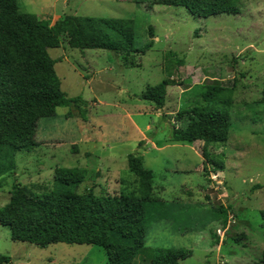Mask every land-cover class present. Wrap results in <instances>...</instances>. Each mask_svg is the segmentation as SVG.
Returning <instances> with one entry per match:
<instances>
[{"label":"rangeland","instance_id":"374dc122","mask_svg":"<svg viewBox=\"0 0 264 264\" xmlns=\"http://www.w3.org/2000/svg\"><path fill=\"white\" fill-rule=\"evenodd\" d=\"M139 1L17 0L22 12L51 25L64 15L132 19L135 46L148 43L149 32L153 46L135 55L134 68L123 67L110 50L65 45L48 50L61 91L85 104L57 108L54 117L39 119L38 146L15 156L14 174L0 188V207L15 183L27 194L50 193L56 167L86 171L84 181L68 191L73 194H137L139 184L127 167V155L137 153L151 171L152 193L163 202L165 218L147 223L133 264H149L154 248L189 251L178 264H263L264 0H236L238 14L206 19L180 7ZM169 53L181 62L169 63ZM165 70L180 86L167 88L164 107L157 110L140 97L167 77ZM209 86L233 91L229 137L208 147L222 170L204 160L197 145L170 140L171 129L185 128L196 111L220 107L202 99ZM68 112L72 119H65ZM220 206L227 211L226 225L215 213ZM0 257L8 259L0 264H107L97 246L58 243L40 249L12 241L4 226Z\"/></svg>","mask_w":264,"mask_h":264},{"label":"trees","instance_id":"16d2710c","mask_svg":"<svg viewBox=\"0 0 264 264\" xmlns=\"http://www.w3.org/2000/svg\"><path fill=\"white\" fill-rule=\"evenodd\" d=\"M150 3L180 7L200 19L239 13L236 0H151ZM61 45L80 51L110 50L119 55L123 67L134 68L135 55H143L152 48L153 34L149 32V42L137 47L132 19L64 15L51 25L35 14L22 12L17 0H0V188L3 180L14 174L15 156L38 146L35 132L39 119L54 117L57 108L85 104L80 97L68 98L61 91L54 70L56 61L48 54L49 49ZM173 55L166 54L165 58L169 63H180ZM166 73L165 79L147 87L140 97L157 110L164 107L167 88L180 86ZM232 92V89L209 86L202 99L217 101L220 107L196 111L185 128L171 129V141L197 145L201 157L218 170L223 169L222 161L210 158L208 147L225 143L229 137ZM260 102L264 103V83ZM65 118L73 115L68 112ZM127 167L139 184L137 194L68 192L85 178L86 171L76 167H56L50 193L27 194L15 183L8 202L0 207V226L9 229L12 241L40 249L58 243L97 246L104 251L107 264H133L144 246L147 223L165 217L163 202L153 196L152 174L143 167V156L129 154ZM258 188L261 186L254 187ZM215 213L220 214L221 223L226 225L227 211L220 206ZM261 218L264 238V211ZM189 255L187 250L154 248L149 264H178ZM0 262L7 263L8 259L0 257ZM261 262L264 264V249Z\"/></svg>","mask_w":264,"mask_h":264},{"label":"crops","instance_id":"0c3cea01","mask_svg":"<svg viewBox=\"0 0 264 264\" xmlns=\"http://www.w3.org/2000/svg\"><path fill=\"white\" fill-rule=\"evenodd\" d=\"M92 80V79H91ZM91 80H89V82L88 83H90V81ZM94 98L95 99H97V101H98V103L100 104V102H99V99L97 98V96H94ZM66 119V118H65ZM69 119H72V118H69ZM68 120V119H67ZM46 127H47V125H45ZM72 134V133H71ZM74 135L72 134V137H73ZM157 149V148H156ZM128 156V155H127ZM143 160H144V158H143Z\"/></svg>","mask_w":264,"mask_h":264}]
</instances>
